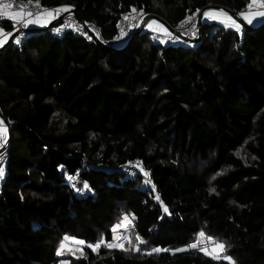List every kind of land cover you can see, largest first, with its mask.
<instances>
[{
    "label": "trees",
    "instance_id": "trees-1",
    "mask_svg": "<svg viewBox=\"0 0 264 264\" xmlns=\"http://www.w3.org/2000/svg\"><path fill=\"white\" fill-rule=\"evenodd\" d=\"M31 1L71 5L104 42L133 9L175 27L208 5L239 14L251 4ZM203 17L195 44L159 35L164 45L143 29L110 50L45 29L0 45V113L12 124L0 166V264H264V27ZM121 214L132 228H117L126 242L108 248ZM200 233L215 245L191 250ZM65 237L84 244L60 251ZM216 244L224 250L213 255Z\"/></svg>",
    "mask_w": 264,
    "mask_h": 264
},
{
    "label": "built area",
    "instance_id": "built-area-1",
    "mask_svg": "<svg viewBox=\"0 0 264 264\" xmlns=\"http://www.w3.org/2000/svg\"><path fill=\"white\" fill-rule=\"evenodd\" d=\"M0 3H7L11 4L12 7L7 9V14L14 16L16 13H22L23 15L19 18H14L9 22L10 29L8 31H1L7 36V41H11V43H14L15 45L19 46L21 45L27 38L33 36L34 34H41L43 30H47V32L53 36L60 37L63 34H65L68 31H72L74 34L79 35L81 37H89V34H93L94 36H97L99 39V42L102 46L106 48H117L121 45H124L126 41L132 36V32H134L137 27L139 26L140 22L144 18V15L138 14V13H132L131 16H128L126 14L122 15L121 18L118 21V38L115 41H108L104 42L100 36V30L94 23H88L83 20L78 19V17L74 13V9L71 5H67L66 8H68V11H62L60 12V15L56 14V10L60 8H52V9H45L40 5V3L31 1V0H0ZM260 4H264V0H257V8L260 10H264V7H260ZM52 11L54 13V17L52 20H49V23L46 25H42L41 27H33L31 25H28L27 27H24L23 24L29 20V19H36L37 14L45 13L46 11ZM248 11V8L242 10L239 12L246 13ZM31 13L32 15H28ZM198 14H193L189 17H191V20L188 23H184L189 19L187 17L185 20L180 22L177 26L173 27L174 33L167 32V34L164 35V38L167 42H176L180 45L185 44H193L198 40V28L200 25V22H202V18L198 17ZM125 17H128V19H125ZM5 22L4 18L0 16V28L2 23ZM51 24H53L51 26ZM2 39V37H0ZM91 39V38H90ZM2 122V121H1ZM2 126L6 129L5 136L0 137V166L5 161L7 152H8V141H9V130L12 126L11 123L4 124L2 122ZM139 167L138 163L129 164L125 167V176L129 178H133L136 173V169ZM141 173L144 175V170L139 169ZM75 179H71L74 184L72 185L73 188H75V182L77 180V176H74ZM85 190L82 188H77L76 193L78 195H84ZM124 217L126 215L121 214L118 218V220L113 224L120 225L123 222V229L124 231L130 230L132 228L131 226V219L129 216L128 221L124 220ZM113 225H112V232L110 233L109 242L116 243L119 245H123L126 242L125 237L121 235V233L117 230L113 231ZM116 237H119V239H116ZM197 242V240H196ZM206 242V243H205ZM197 244V243H193ZM199 248L203 247H212L215 245L214 240H208L206 238L199 240L198 242ZM197 244V246H198ZM109 248V247H108ZM140 254L142 255L143 252L140 251ZM67 261H62L61 264H66Z\"/></svg>",
    "mask_w": 264,
    "mask_h": 264
},
{
    "label": "snow or ice",
    "instance_id": "snow-or-ice-1",
    "mask_svg": "<svg viewBox=\"0 0 264 264\" xmlns=\"http://www.w3.org/2000/svg\"><path fill=\"white\" fill-rule=\"evenodd\" d=\"M252 4L249 5V8L251 9L252 8ZM260 7H264V4H260L259 5ZM12 5L11 4H7V3H0V15H4V16H7V9L11 8ZM60 11H68V8H62V9H57L56 10V14H58ZM136 10L133 9V12H135ZM23 14L22 13H16L14 14V17H20L22 16ZM28 15H32L31 13H29ZM54 15L53 12H45V13H42V14H37L36 16V19H29L27 20L23 26L24 27H27L29 24H32V23H39L41 22L42 20H45L47 17H52ZM204 16L206 17H210L212 19H220L222 18V22L225 23V26H236L237 27V30H239V26L238 25H235V21L232 20V18L230 16H228L226 13H224L223 11L221 12H217V13H209V12H205L204 13ZM241 16L243 19L247 20L248 23H252V20L253 18L255 17H264V11H256V12H252V11H249L247 14L245 13H241ZM14 17H9V18H14ZM125 19H128V17H125ZM191 20V17H189V19L187 21H185L184 23H188L189 21ZM153 25H155L157 28H159L161 31H163L165 34H167V30L163 28L162 25H159V24H156L155 21L151 22L148 26L149 27H153ZM0 37H2V39H0V45H2L4 42H6L7 40V36L0 32ZM6 133V129L2 126V122H0V137H2L4 134ZM2 174V173H0ZM148 173L145 172V176H147ZM70 179H75V177H70ZM146 182H149L150 181H146ZM85 188H87V184L84 185ZM157 199H159V197H157ZM165 212L168 211L167 208L164 209ZM124 220L125 221H128V217H124ZM124 226L123 225V222L122 224L120 225H117V228L119 227H122ZM113 231H116V228L113 229ZM204 236V233H200L199 234V237L197 238L198 242H199V238L200 237H203ZM116 239H119V237H116ZM137 239L139 240V237H137ZM69 238L68 237H65V241H68ZM73 243H77V244H84V241H73ZM104 241L101 240L97 245L93 246V245H88L89 247H93V250H96L97 248L100 247V244H103ZM140 243H143V241L141 240ZM65 247V244L62 243L61 244V249H63ZM107 247L109 248H115V247H121V245L119 244H116V243H111V244H108ZM190 247L192 248H195L197 247V244H192L190 245ZM203 251L206 252V254H208V250L207 249H202ZM217 250L219 251H223L224 250V245L223 244H216L215 248L213 249V254H216ZM154 251H160V249H154ZM58 254H61L58 252Z\"/></svg>",
    "mask_w": 264,
    "mask_h": 264
},
{
    "label": "water",
    "instance_id": "water-1",
    "mask_svg": "<svg viewBox=\"0 0 264 264\" xmlns=\"http://www.w3.org/2000/svg\"><path fill=\"white\" fill-rule=\"evenodd\" d=\"M207 11H216V12L223 11L224 13H226L228 16H230L234 20L240 22V24L244 28H247V29H250V30H254V29H258V28L264 27V23L263 24H260L258 26H255V27L246 26L244 24L243 20L239 17V15H238L237 12L232 11L229 8H226V7H223V6H219V5H208V6H205L198 13L199 17L202 18V15L205 12H207ZM78 19H80V18H78ZM152 20L155 21V22H157V23H159L163 27H165L168 32L174 33V29L165 20H163L162 18H160L159 16H157L155 14H148V15L144 16L143 20L141 21L140 26L132 34V36H131L130 40L127 42L126 46L130 45L134 41V39L141 33V31L144 29V27H146V25L149 23V21H152ZM89 36H90L91 40L96 45L102 46L101 43L96 39V37L93 34L90 33ZM200 41H201V29H200V26H199V28H198V40L196 42H194L193 44L199 43ZM110 50H115V49L110 48ZM0 118H1V120H3L4 124H8V122L3 119L1 113H0Z\"/></svg>",
    "mask_w": 264,
    "mask_h": 264
},
{
    "label": "rangeland",
    "instance_id": "rangeland-1",
    "mask_svg": "<svg viewBox=\"0 0 264 264\" xmlns=\"http://www.w3.org/2000/svg\"><path fill=\"white\" fill-rule=\"evenodd\" d=\"M66 6L67 5H64V6H62V8H66ZM62 8H60V9H62ZM46 12H51V11H46ZM60 12H62V11H60ZM60 12L57 14V15H60ZM207 12H210V13H214L215 11H207ZM132 13H138V14H141V13H139V12H137V11H135V12H129V13H125L126 15H128V16H131L132 15ZM239 15V17L241 18V15L240 14H238ZM53 17H54V15L52 16V17H50L49 18V20H52L53 19ZM199 17V16H198ZM202 20L204 21V17H203V15H202ZM205 20H207V21H209V22H213L214 20H217V19H212V18H210V17H206L205 18ZM234 20V19H233ZM202 21V22H203ZM235 21V24H237V21L236 20H234ZM151 22H153V20L152 21H149V23L147 24V25H149ZM202 22H200V29H201V24H202ZM215 22V21H214ZM140 24H141V22H140ZM140 24H139V26H140ZM156 24H159V23H157L156 22ZM146 25V26H147ZM160 25V24H159ZM138 26V27H139ZM137 27V28H138ZM145 28V27H144ZM152 28V30H151V33H152V37H154L153 38V40L154 41H156V42H159V43H162V44H166V42H165V40H164V38H162L161 36H159L157 33L158 32H162L164 35H165V33L163 32V31H161L159 28H157L155 25H153V27H149L148 26V30H150ZM164 29H166L165 27H163ZM173 28V27H172ZM135 32V31H134ZM134 32H132V34L134 33ZM168 32V31H167ZM96 37V39L99 41V39H98V37L97 36H95ZM5 136V134L3 135V137ZM0 173H2V170H0ZM3 174V173H2ZM2 174H0V181H1V179H2ZM144 175H145V173H144ZM73 241H76V240H74V239H69L68 241H65L64 240V244H65V247L63 248V249H61V247H60V251H64V252H67V251H69V250H78L79 248H80V245L81 244H77V243H73ZM215 248V247H214ZM214 248H212L211 250H212V254H213V249ZM219 253V250H217V252H216V254H213V255H217ZM65 254H67V253H65Z\"/></svg>",
    "mask_w": 264,
    "mask_h": 264
},
{
    "label": "crops",
    "instance_id": "crops-1",
    "mask_svg": "<svg viewBox=\"0 0 264 264\" xmlns=\"http://www.w3.org/2000/svg\"><path fill=\"white\" fill-rule=\"evenodd\" d=\"M251 4L253 5L252 6V8L250 9V8H248V11L245 13V14H247L249 11H252V12H256V11H264V10H260L259 8H257V0H251ZM52 12V11H51ZM215 13H217V12H215ZM2 18H4V20H5V22L4 23H6V22H10L11 20H13L14 18H19V17H14V16H12V15H7V16H4V15H0ZM9 17H14V18H9ZM49 18L50 17H47L45 20H42L41 22H39V23H32V24H29V25H31V26H33V27H41L42 25L44 26V25H46V24H48L49 23ZM241 19L243 20V22H244V24L246 25V26H251V27H255V26H258L260 23H262L263 21H264V17H255V18H253V20H252V23H248V21L247 20H245V19H243L242 18V16H241ZM214 21H218V23H220V24H223V25H225V23L224 22H222V18H220V19H217V20H214ZM235 25H238L240 28L242 27V25L240 24V22H238L237 21V24H235ZM230 27H232V28H235L236 30H237V27L236 26H230ZM144 30H148V25L144 28ZM152 30V28L149 30V31H151ZM2 30L0 29V32H1ZM158 35H163V33L162 32H158L157 33ZM3 122V120H1V118H0V122Z\"/></svg>",
    "mask_w": 264,
    "mask_h": 264
},
{
    "label": "clouds",
    "instance_id": "clouds-1",
    "mask_svg": "<svg viewBox=\"0 0 264 264\" xmlns=\"http://www.w3.org/2000/svg\"><path fill=\"white\" fill-rule=\"evenodd\" d=\"M146 16V15H145ZM143 20V19H142ZM190 246V245H189ZM197 249L199 248V244H198V246L196 247Z\"/></svg>",
    "mask_w": 264,
    "mask_h": 264
},
{
    "label": "bare ground",
    "instance_id": "bare-ground-1",
    "mask_svg": "<svg viewBox=\"0 0 264 264\" xmlns=\"http://www.w3.org/2000/svg\"><path fill=\"white\" fill-rule=\"evenodd\" d=\"M206 243V242H205Z\"/></svg>",
    "mask_w": 264,
    "mask_h": 264
}]
</instances>
